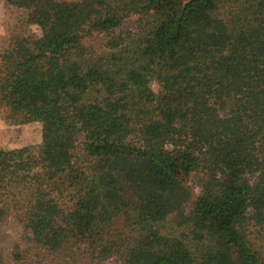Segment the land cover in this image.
Masks as SVG:
<instances>
[{
  "label": "trees",
  "instance_id": "trees-1",
  "mask_svg": "<svg viewBox=\"0 0 264 264\" xmlns=\"http://www.w3.org/2000/svg\"><path fill=\"white\" fill-rule=\"evenodd\" d=\"M5 4L40 35L0 49V118L42 142L0 148V219L57 264H264V0Z\"/></svg>",
  "mask_w": 264,
  "mask_h": 264
},
{
  "label": "rangeland",
  "instance_id": "rangeland-1",
  "mask_svg": "<svg viewBox=\"0 0 264 264\" xmlns=\"http://www.w3.org/2000/svg\"><path fill=\"white\" fill-rule=\"evenodd\" d=\"M136 19L127 21L124 28H132ZM39 29L27 23L25 10H10L5 0H0V49L5 48L16 37H37ZM101 37L94 35L85 40V45L91 50L98 47ZM7 76L0 73V82H5ZM153 88L156 87L153 85ZM41 125L31 123L25 125H8L0 118V148L13 149L24 146H41ZM14 247L28 250V264H57L56 251L50 246L49 235L38 244H31L16 219L13 210L6 212L0 219V253L5 260L9 259Z\"/></svg>",
  "mask_w": 264,
  "mask_h": 264
},
{
  "label": "crops",
  "instance_id": "crops-1",
  "mask_svg": "<svg viewBox=\"0 0 264 264\" xmlns=\"http://www.w3.org/2000/svg\"><path fill=\"white\" fill-rule=\"evenodd\" d=\"M5 5H6V4H5ZM6 7L9 8L10 10H15V9H13V8L8 7L7 5H6Z\"/></svg>",
  "mask_w": 264,
  "mask_h": 264
}]
</instances>
